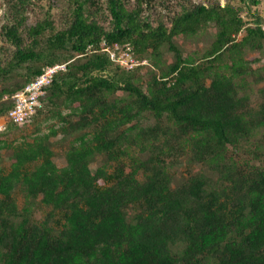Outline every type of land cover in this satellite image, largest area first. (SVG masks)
Listing matches in <instances>:
<instances>
[{
    "label": "trees",
    "instance_id": "1",
    "mask_svg": "<svg viewBox=\"0 0 264 264\" xmlns=\"http://www.w3.org/2000/svg\"><path fill=\"white\" fill-rule=\"evenodd\" d=\"M57 1L58 26L2 0L0 74L21 78L0 116L3 95L64 69L30 122L0 131V264H264V65L247 57L264 27L241 16L261 0ZM118 50L149 62L125 69Z\"/></svg>",
    "mask_w": 264,
    "mask_h": 264
},
{
    "label": "rangeland",
    "instance_id": "2",
    "mask_svg": "<svg viewBox=\"0 0 264 264\" xmlns=\"http://www.w3.org/2000/svg\"><path fill=\"white\" fill-rule=\"evenodd\" d=\"M199 0H194V2H198ZM35 4L31 5L30 6V9L32 10H29V12L27 13L28 15V19H27V23L29 24H33L35 22V20L37 19H40L42 18L43 14L47 11L48 9V12L50 13V15L52 16V18L54 19V23L58 26L60 24H62L63 22H65V18L61 17L64 12H65V8H66V3L64 1H57L56 4H52V6H50V3L48 2V0H34ZM220 4L221 5H224L226 3L228 4H231V5H237V4H240L239 0H219ZM43 3V7H40L39 8V5ZM50 6V7H49ZM246 9V11H244V13H242L241 16H244L245 19H247L248 22L250 21H253V13H256L258 14L259 17L262 18V21H263V27H264V0H261L259 2L258 5L256 6H249V7H244ZM6 8H5V5L2 4V0H0V27L2 25V23L4 22L5 20V17H3L4 15V12H5ZM104 25L107 26L106 22H104ZM238 37H240V34L238 35ZM205 38H202L198 41V44L196 43H188L186 44L185 42H183V46H184V49H183V52L184 54L186 53H190L193 51V48H195V46L197 45L199 47V43L200 45H206L207 44V40H204ZM0 47H7V51L3 50L0 48V63H2L1 65H5V61H7L8 57L11 55V50H12V46H9L8 44H5L4 41L1 39L0 40ZM115 52V51H114ZM116 56H118V58L120 59V62H121V66L122 67H125V69H129L131 68V66H133L134 64L132 63H141V64H147V62H149L148 58H143L141 59L140 61L134 59V57L131 55V57H129V55L127 54L126 51H123V50H118L115 52ZM248 59H255V58H258L260 57V61L259 62H256L253 64L254 67H257V66H261V65H264V55H262V53H257V52H254V53H249V56H247ZM143 70H145L144 68L141 69V71L143 72ZM14 74L13 73H9V72H6V73H2L0 74V89L2 87H8L9 85H12L11 83L14 81V80H19L21 77L18 76V75H14L13 78L9 79V76ZM65 112V111H64ZM40 119H42V117H40ZM151 120V119H150ZM54 120H46V121H42L40 123V133H44L47 131V125L52 123ZM148 122L149 119L147 120ZM1 122V121H0ZM33 125L29 126V127H24L23 129H21V131H14V133L12 132L11 134L13 136L11 137H17V139H21L22 137V134H28V135H32L33 134ZM9 138V137H8ZM55 149V155H54V161L55 163L58 165V166H61L62 163H63V157L62 155H60V151L58 150V148H53ZM2 154H5L3 151H2ZM99 159L95 160V162H91L89 164V167L91 169V171H94L96 169V167L99 165ZM5 167H7V165L9 164V160H6L3 161ZM197 167L196 166H193L191 167V171H194L196 170ZM187 166L184 165V164H181V166H179L177 168V178H181L183 177V175H185L187 173ZM100 183L102 184V181H100ZM18 200L20 201L21 198L18 197ZM41 212H43L41 210Z\"/></svg>",
    "mask_w": 264,
    "mask_h": 264
},
{
    "label": "built area",
    "instance_id": "3",
    "mask_svg": "<svg viewBox=\"0 0 264 264\" xmlns=\"http://www.w3.org/2000/svg\"><path fill=\"white\" fill-rule=\"evenodd\" d=\"M59 69H64L63 64L46 67L30 82L17 90L12 95H3L2 99H10L11 107L0 117V131L5 128V123L11 121L17 124L30 122L33 115L42 107L44 87L51 80L52 75Z\"/></svg>",
    "mask_w": 264,
    "mask_h": 264
},
{
    "label": "clouds",
    "instance_id": "4",
    "mask_svg": "<svg viewBox=\"0 0 264 264\" xmlns=\"http://www.w3.org/2000/svg\"><path fill=\"white\" fill-rule=\"evenodd\" d=\"M3 116V115H2ZM1 117V116H0Z\"/></svg>",
    "mask_w": 264,
    "mask_h": 264
}]
</instances>
